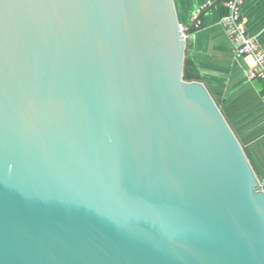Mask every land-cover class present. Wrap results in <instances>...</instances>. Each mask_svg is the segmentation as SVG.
Returning a JSON list of instances; mask_svg holds the SVG:
<instances>
[{
  "label": "water",
  "instance_id": "1",
  "mask_svg": "<svg viewBox=\"0 0 264 264\" xmlns=\"http://www.w3.org/2000/svg\"><path fill=\"white\" fill-rule=\"evenodd\" d=\"M179 23L0 0V264H264V192Z\"/></svg>",
  "mask_w": 264,
  "mask_h": 264
},
{
  "label": "crops",
  "instance_id": "2",
  "mask_svg": "<svg viewBox=\"0 0 264 264\" xmlns=\"http://www.w3.org/2000/svg\"><path fill=\"white\" fill-rule=\"evenodd\" d=\"M207 0H174L180 22L189 34L185 54L198 67L202 82L224 114L257 176L264 175V83L249 79L250 57L239 55L221 26L227 9L224 0H208L201 25L193 28V10ZM241 20L247 34L264 51V0H243Z\"/></svg>",
  "mask_w": 264,
  "mask_h": 264
},
{
  "label": "built area",
  "instance_id": "3",
  "mask_svg": "<svg viewBox=\"0 0 264 264\" xmlns=\"http://www.w3.org/2000/svg\"><path fill=\"white\" fill-rule=\"evenodd\" d=\"M211 5L210 1H204L199 4L190 16V23L193 28H199L201 25L202 12ZM227 13L221 19V26L228 33L230 39L235 45V51L239 55L250 57L252 62L248 65L247 76L249 79H259L264 83V51L261 49L257 40L247 34L241 20V8L243 0H224ZM180 33L186 41L188 34L185 31L188 27L180 22ZM257 188L264 192V175L257 177Z\"/></svg>",
  "mask_w": 264,
  "mask_h": 264
},
{
  "label": "trees",
  "instance_id": "4",
  "mask_svg": "<svg viewBox=\"0 0 264 264\" xmlns=\"http://www.w3.org/2000/svg\"><path fill=\"white\" fill-rule=\"evenodd\" d=\"M183 78L187 81H202L198 67L188 56L184 59Z\"/></svg>",
  "mask_w": 264,
  "mask_h": 264
}]
</instances>
